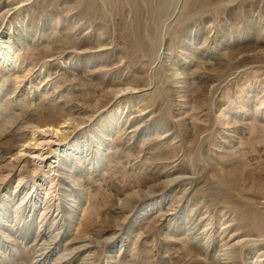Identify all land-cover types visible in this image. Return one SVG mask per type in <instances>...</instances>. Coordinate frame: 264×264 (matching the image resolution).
I'll list each match as a JSON object with an SVG mask.
<instances>
[{"label":"rangeland","instance_id":"374dc122","mask_svg":"<svg viewBox=\"0 0 264 264\" xmlns=\"http://www.w3.org/2000/svg\"><path fill=\"white\" fill-rule=\"evenodd\" d=\"M0 214V264H264V0H0Z\"/></svg>","mask_w":264,"mask_h":264},{"label":"bare ground","instance_id":"6f19581e","mask_svg":"<svg viewBox=\"0 0 264 264\" xmlns=\"http://www.w3.org/2000/svg\"><path fill=\"white\" fill-rule=\"evenodd\" d=\"M1 34H3V33H1ZM10 48V47H9ZM5 52V53H4ZM4 59H8L9 58V54H8V52L6 51V50H3V56H2ZM48 128V127H47ZM39 130H41V129H39ZM60 130L58 129V128H48V129H46V130H43V131H39V134H41V136H43V135H46V134H52L53 136L54 135H56V134H58V132H59ZM51 135H49V137H50ZM34 137H35V135H34ZM37 138V137H36ZM38 141V140H37ZM47 141V140H46ZM49 142H52V141H49ZM41 144V143H40ZM40 144H38V145H40ZM46 146H44L43 148H45ZM44 150V149H43ZM52 151V150H51ZM29 152V151H28ZM48 152V151H47ZM30 154V156H32V159H33V161L32 162H35V160L37 161V160H39L42 164L45 162V161H47L48 159H47V157L46 158H43V156H41L39 153H31V152H29ZM45 155V154H44ZM48 155V154H47ZM31 159V160H32ZM40 164V163H39ZM55 168V167H54ZM38 169V168H37ZM53 184V183H52ZM0 219L2 220L3 218H2V215L0 214ZM4 220V219H3ZM4 221H6V222H8V220H4ZM226 248V247H225ZM228 248V247H227ZM234 249V246H231V248H229V249H227V250H223L225 253H224V256L226 257V256H232L235 252V250H233ZM231 264V263H230Z\"/></svg>","mask_w":264,"mask_h":264}]
</instances>
